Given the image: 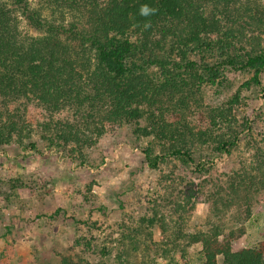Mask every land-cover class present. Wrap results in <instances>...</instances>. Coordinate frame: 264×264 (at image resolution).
Listing matches in <instances>:
<instances>
[{"label":"trees","instance_id":"16d2710c","mask_svg":"<svg viewBox=\"0 0 264 264\" xmlns=\"http://www.w3.org/2000/svg\"><path fill=\"white\" fill-rule=\"evenodd\" d=\"M36 1L0 0V146L35 150L30 140L39 132L77 160L109 127L135 123L137 136L151 139L144 150L151 169L175 159L194 168L197 183L173 188L176 194L152 202L139 222L123 224L131 250L116 254L114 264H134L132 254L141 256L137 264H193L196 250L199 264H219V257L221 264H264V242L237 251L231 242L264 194L263 142L236 114L241 91L221 103L207 101L208 88L224 89L227 72H251L248 87H261L264 3ZM223 156L233 159L229 173L207 163ZM199 202L208 216L195 229ZM226 217H234L228 234ZM84 239L75 240L61 264H79Z\"/></svg>","mask_w":264,"mask_h":264},{"label":"rangeland","instance_id":"374dc122","mask_svg":"<svg viewBox=\"0 0 264 264\" xmlns=\"http://www.w3.org/2000/svg\"><path fill=\"white\" fill-rule=\"evenodd\" d=\"M32 1L36 6L37 1ZM22 30L33 34L25 23ZM257 43L264 49V35ZM249 50L247 46L244 53ZM252 76L248 71L227 72L224 89L208 88L207 101L221 103L241 91L236 114L248 119L252 138L264 145V72L261 87H248ZM108 129L99 144L85 149L84 157L77 160L68 159L63 148L50 146L39 132L30 140L36 144L35 150L0 146V264H61L78 237H84L87 246L75 261L114 264L116 254L131 250L121 236L123 224L139 222L152 202L176 194L173 188L185 191L190 182L197 183L194 168L175 159L151 169L144 156L151 139L139 138L135 123ZM239 151L246 150L241 147ZM159 154L158 147L155 155ZM207 160L217 173L234 168L233 159L227 156ZM207 213L208 206L199 202L191 227L204 225ZM233 218L223 220L227 234ZM243 226L244 232H235L231 240L233 249L258 248L264 242V194L255 199L252 215ZM161 238L156 232V239ZM137 256L130 258L134 264L141 259ZM192 257L193 264H199L197 250ZM218 261L221 264L222 257ZM158 264L180 262L160 260Z\"/></svg>","mask_w":264,"mask_h":264},{"label":"clouds","instance_id":"9594fccd","mask_svg":"<svg viewBox=\"0 0 264 264\" xmlns=\"http://www.w3.org/2000/svg\"><path fill=\"white\" fill-rule=\"evenodd\" d=\"M148 12H149V9H148L146 6H145L144 8L141 9V13H142L143 15H147Z\"/></svg>","mask_w":264,"mask_h":264}]
</instances>
